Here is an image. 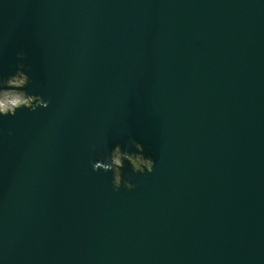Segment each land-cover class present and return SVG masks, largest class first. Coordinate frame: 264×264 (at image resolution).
Segmentation results:
<instances>
[{
  "label": "water",
  "instance_id": "95a60500",
  "mask_svg": "<svg viewBox=\"0 0 264 264\" xmlns=\"http://www.w3.org/2000/svg\"><path fill=\"white\" fill-rule=\"evenodd\" d=\"M5 83L0 264H264V0H0Z\"/></svg>",
  "mask_w": 264,
  "mask_h": 264
},
{
  "label": "clouds",
  "instance_id": "9594fccd",
  "mask_svg": "<svg viewBox=\"0 0 264 264\" xmlns=\"http://www.w3.org/2000/svg\"><path fill=\"white\" fill-rule=\"evenodd\" d=\"M14 81L17 82V84L20 83V79H17V80H14ZM12 82H13V81H12ZM4 89H12V83H11V84H7V83H5L3 89H0V90H4ZM4 91H8V90H4ZM23 107H25V106L20 107V109H22ZM20 109H19V110H20ZM16 114H17V112L7 113V112L0 111V117H7V116H9V115H11V116L14 117ZM154 168H155V163H154V161H153V162H150V163H148V165H147V170H146V171L141 170V174H145V173L150 174V173H152V172L154 171ZM94 169H95V168H94ZM114 185H115L116 188H120L121 186H124V187H126L128 190H130V191H131V190H134V188H135V185L132 184L131 182H128V183H125V182H124V179H123V173H121V172H119V174L117 173V174L115 175V178H114Z\"/></svg>",
  "mask_w": 264,
  "mask_h": 264
}]
</instances>
